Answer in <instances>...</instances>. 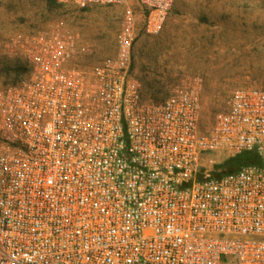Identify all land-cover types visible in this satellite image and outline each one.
I'll use <instances>...</instances> for the list:
<instances>
[{"label": "built area", "instance_id": "obj_1", "mask_svg": "<svg viewBox=\"0 0 264 264\" xmlns=\"http://www.w3.org/2000/svg\"><path fill=\"white\" fill-rule=\"evenodd\" d=\"M60 1L132 4L113 56L61 25L6 41L28 74L0 90V264H264V88L206 123L199 75L147 99L134 45L175 0ZM246 151L260 163L212 175Z\"/></svg>", "mask_w": 264, "mask_h": 264}, {"label": "rangeland", "instance_id": "obj_2", "mask_svg": "<svg viewBox=\"0 0 264 264\" xmlns=\"http://www.w3.org/2000/svg\"><path fill=\"white\" fill-rule=\"evenodd\" d=\"M131 4L0 0V90L28 74L27 63L5 51L10 37L61 25L78 34L91 59L113 56ZM133 68L144 97L154 101L165 99L182 74L201 76L206 123L235 87L264 88V0H175L161 31L135 43Z\"/></svg>", "mask_w": 264, "mask_h": 264}, {"label": "trees", "instance_id": "obj_3", "mask_svg": "<svg viewBox=\"0 0 264 264\" xmlns=\"http://www.w3.org/2000/svg\"><path fill=\"white\" fill-rule=\"evenodd\" d=\"M260 161V157L255 151H246L215 164L212 170V175L219 177L226 173L236 171L243 165L257 164L260 163Z\"/></svg>", "mask_w": 264, "mask_h": 264}]
</instances>
